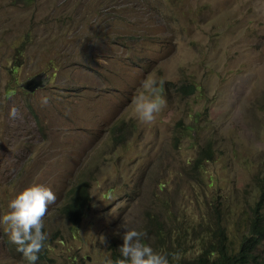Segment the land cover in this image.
I'll return each mask as SVG.
<instances>
[{"label": "rangeland", "instance_id": "374dc122", "mask_svg": "<svg viewBox=\"0 0 264 264\" xmlns=\"http://www.w3.org/2000/svg\"><path fill=\"white\" fill-rule=\"evenodd\" d=\"M148 77L165 103L143 124ZM263 178L264 0H0V216L31 185L57 197L36 264H104L126 229L169 264L221 233L236 249ZM81 181L72 227L60 209ZM255 253L264 264V240ZM0 264H27L4 225Z\"/></svg>", "mask_w": 264, "mask_h": 264}, {"label": "clouds", "instance_id": "9594fccd", "mask_svg": "<svg viewBox=\"0 0 264 264\" xmlns=\"http://www.w3.org/2000/svg\"><path fill=\"white\" fill-rule=\"evenodd\" d=\"M35 76L26 81L22 86L31 93L44 86L39 83L42 77ZM34 81L27 89L24 85ZM155 78L148 77L141 81L140 91L132 99L133 111L136 119L143 124L151 123L155 114L164 106V99L160 95V84ZM43 103H47L44 98ZM18 110L15 106L9 108L8 116L11 119L17 117ZM54 192L41 184L31 185L8 202V211L0 216V225H4V231L8 241L16 246V251L22 254L27 264H36L38 253L45 246L48 234L43 229V220L48 206L56 201ZM146 233L143 230L126 229L122 235L123 243L119 246V259L113 261L106 259L104 264H169L167 254L157 252L153 247L143 241ZM259 263V261H258Z\"/></svg>", "mask_w": 264, "mask_h": 264}, {"label": "trees", "instance_id": "16d2710c", "mask_svg": "<svg viewBox=\"0 0 264 264\" xmlns=\"http://www.w3.org/2000/svg\"><path fill=\"white\" fill-rule=\"evenodd\" d=\"M264 184V178L261 180ZM88 183L81 181L70 192V196L60 213L65 220L72 226H78L89 207L91 197L89 196ZM258 201L255 206L254 218L250 221V229L247 236L242 238L236 249H231L225 243V237L218 241L215 249L204 251L197 258L190 261H183L179 264H258V256L255 253L257 246L264 240L263 217L260 215V203L264 201V189L259 188ZM251 231V232H250ZM121 258L119 251H112L111 259L116 261Z\"/></svg>", "mask_w": 264, "mask_h": 264}, {"label": "water", "instance_id": "95a60500", "mask_svg": "<svg viewBox=\"0 0 264 264\" xmlns=\"http://www.w3.org/2000/svg\"><path fill=\"white\" fill-rule=\"evenodd\" d=\"M35 82L34 81H31L27 84L24 85V88L27 89L29 86H32Z\"/></svg>", "mask_w": 264, "mask_h": 264}]
</instances>
